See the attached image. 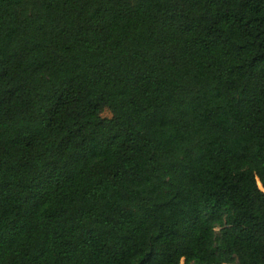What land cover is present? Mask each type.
<instances>
[{"label": "trees", "instance_id": "trees-1", "mask_svg": "<svg viewBox=\"0 0 264 264\" xmlns=\"http://www.w3.org/2000/svg\"><path fill=\"white\" fill-rule=\"evenodd\" d=\"M182 261L264 264V0H0V264Z\"/></svg>", "mask_w": 264, "mask_h": 264}, {"label": "rangeland", "instance_id": "rangeland-1", "mask_svg": "<svg viewBox=\"0 0 264 264\" xmlns=\"http://www.w3.org/2000/svg\"><path fill=\"white\" fill-rule=\"evenodd\" d=\"M102 116H103V117L110 118L112 115H111V113H110L108 110H105V111L103 112ZM183 263H184V261H182L181 264H183Z\"/></svg>", "mask_w": 264, "mask_h": 264}, {"label": "water", "instance_id": "water-1", "mask_svg": "<svg viewBox=\"0 0 264 264\" xmlns=\"http://www.w3.org/2000/svg\"><path fill=\"white\" fill-rule=\"evenodd\" d=\"M257 183H258V185H259V187L263 190V188H262V185H261V183H260V180L257 178ZM184 264V263H183Z\"/></svg>", "mask_w": 264, "mask_h": 264}]
</instances>
